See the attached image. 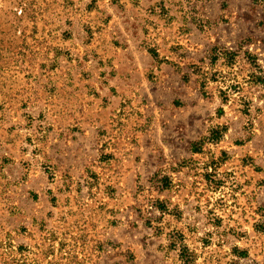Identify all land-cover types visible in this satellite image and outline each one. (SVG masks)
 Returning a JSON list of instances; mask_svg holds the SVG:
<instances>
[{"label":"rangeland","instance_id":"rangeland-1","mask_svg":"<svg viewBox=\"0 0 264 264\" xmlns=\"http://www.w3.org/2000/svg\"><path fill=\"white\" fill-rule=\"evenodd\" d=\"M0 264H264V0H0Z\"/></svg>","mask_w":264,"mask_h":264}]
</instances>
